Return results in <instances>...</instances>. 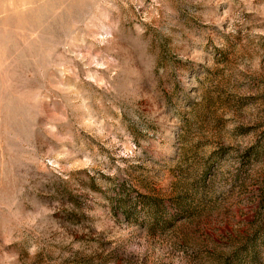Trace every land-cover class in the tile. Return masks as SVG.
I'll return each mask as SVG.
<instances>
[{
	"label": "rangeland",
	"instance_id": "rangeland-1",
	"mask_svg": "<svg viewBox=\"0 0 264 264\" xmlns=\"http://www.w3.org/2000/svg\"><path fill=\"white\" fill-rule=\"evenodd\" d=\"M0 264H264V0H0Z\"/></svg>",
	"mask_w": 264,
	"mask_h": 264
}]
</instances>
